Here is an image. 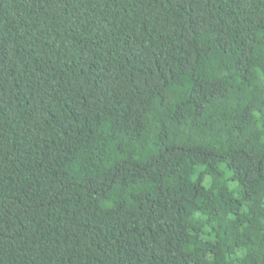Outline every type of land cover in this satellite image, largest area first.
<instances>
[{
    "label": "trees",
    "instance_id": "trees-1",
    "mask_svg": "<svg viewBox=\"0 0 264 264\" xmlns=\"http://www.w3.org/2000/svg\"><path fill=\"white\" fill-rule=\"evenodd\" d=\"M0 264H264V0H0Z\"/></svg>",
    "mask_w": 264,
    "mask_h": 264
}]
</instances>
